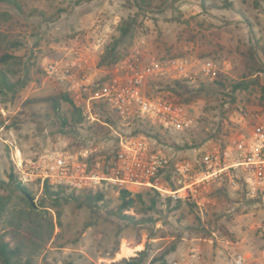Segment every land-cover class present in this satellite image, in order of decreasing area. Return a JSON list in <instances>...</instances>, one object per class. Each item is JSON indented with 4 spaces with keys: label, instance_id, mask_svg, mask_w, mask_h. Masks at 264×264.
<instances>
[{
    "label": "rangeland",
    "instance_id": "1",
    "mask_svg": "<svg viewBox=\"0 0 264 264\" xmlns=\"http://www.w3.org/2000/svg\"><path fill=\"white\" fill-rule=\"evenodd\" d=\"M12 1L16 5L0 0V69L17 84L15 90L0 93V195L6 203L0 236L15 245L12 236L20 234L27 244L21 264L28 258L33 264H127L146 247L143 264H174L197 246L202 253L195 264H230L240 252L248 264H264V191L252 194L242 179L238 186L228 176L212 180L201 191V204L176 199L169 204V197L141 188L134 193L143 194L145 205L125 212L155 222L134 226L114 214L120 204L116 187L73 192L81 197H67L54 207L46 200L44 186L24 184L17 168L21 159L47 150L87 144L112 148L117 137H146L172 158L225 151L247 132L243 118L255 112L264 115V91L257 83L264 86V72L251 67L253 52L264 64V0L258 5L255 0H205L207 7L200 0ZM131 14L138 15L139 24L127 56L142 48L164 58L230 64L214 82L199 79L178 88L176 81L159 79L145 88L151 98L184 104L194 118L189 130H164L142 117L121 118L111 128L95 124L99 115L91 123L77 122L70 103L63 101L57 108L51 100L65 88L49 76L47 62L74 50L99 62ZM100 36L106 41L98 48ZM4 54L10 56L8 61L2 59ZM110 69L97 65L96 72ZM141 127L143 131L136 132ZM88 136L96 137L87 142ZM14 166L37 207L11 183ZM153 200L157 209L147 211ZM123 246L135 250L134 255L122 256Z\"/></svg>",
    "mask_w": 264,
    "mask_h": 264
},
{
    "label": "built area",
    "instance_id": "2",
    "mask_svg": "<svg viewBox=\"0 0 264 264\" xmlns=\"http://www.w3.org/2000/svg\"><path fill=\"white\" fill-rule=\"evenodd\" d=\"M105 41L104 36L98 37L96 47H102ZM45 69L51 78L61 81L90 123L99 115L98 105L105 104L123 120L142 117L164 130L183 132L194 123L190 110L174 101L149 97L147 84L155 79L214 82L222 70L230 69V64H197L186 57L164 58L136 48L106 74L96 72V61L82 50L48 61ZM243 120L248 124L247 132L225 151H208L196 158H172L146 137L133 136L121 138L115 150L104 151L94 144L47 150L21 159L17 168L24 184L43 187L49 183L78 192L104 186L132 192L148 188L162 196L201 204L203 188L212 180L228 176L234 186L242 179L248 190L257 194L264 191V115L255 112ZM170 168L181 185L177 189L167 186L163 179ZM199 256L193 249L174 264H194ZM230 264H248V257L236 253Z\"/></svg>",
    "mask_w": 264,
    "mask_h": 264
},
{
    "label": "trees",
    "instance_id": "3",
    "mask_svg": "<svg viewBox=\"0 0 264 264\" xmlns=\"http://www.w3.org/2000/svg\"><path fill=\"white\" fill-rule=\"evenodd\" d=\"M1 1L16 5V3H14V1L12 0H1ZM255 1H256V5L261 3L260 0H255ZM200 2L203 7H207V2L205 0H200ZM225 7L230 8L232 6L231 4L226 3ZM138 24H139L138 15L131 14L128 16V18L122 20L121 24L118 26V34L114 36V38H112V40L107 44V46L105 47L104 53L101 55L100 61L97 62V65L99 67H111L121 62L127 57V54L129 52V46L132 43L133 36L135 35V31H136ZM9 57H10L9 55L4 54L2 59L4 61H8ZM251 67L256 72H264V64L256 57L255 52H253ZM157 81H160V80L159 79L152 80L147 84V86H150L151 84H153L154 86L155 84L158 83ZM175 83H177L178 88H183V85L181 84H185L184 82H181V81H176ZM257 83L261 86L262 90L264 91V86H262L259 82ZM16 87H17V84L12 82L8 78V75L4 70L0 69V93H4L5 90H8V91L15 90ZM175 87L173 88V90L175 89ZM166 88L171 89L172 88L171 83H168L166 85ZM146 94L148 95L149 92L148 93L146 92ZM51 100L53 101V103L55 104V107L57 108H59L60 103L63 101L70 103L73 108V114L75 115L77 122L86 121V118L82 110L75 106L72 98L67 92H64L59 97H53L51 98ZM98 106H99L98 108L99 118H98V122L97 123L95 122V124L103 125L104 127L107 126L110 128L114 126L116 127L121 117L105 104H99ZM137 131H143V128L142 127L136 128V132ZM95 137L96 136H88V138H86L85 140L89 142V140L95 139ZM157 138L158 137H156V139ZM118 143H119V138L117 137L115 141V146H113L112 148H105L104 151L115 150V148H117L118 146ZM89 145L90 144H87L86 146H89ZM86 146H80V147H86ZM166 173H165V180H164L166 185L171 187L172 189L179 188L181 185L178 182H176L175 178L177 177L175 175L173 168L166 170ZM10 181L11 183L15 184L16 187L20 188L21 190L25 189L31 192V190L26 185L22 184L21 181L19 180V176H18L15 166L13 167L10 173ZM2 182L3 181L1 178V174H0V184ZM118 189L120 190V194H119L120 204L118 205L117 209L114 211V214H117L120 217H122V219L127 224H132L134 226L142 225L146 222H149V223L155 222L153 218H144V219L138 220L135 218V216L125 212L127 210L136 208L138 206L143 207L145 205L142 193H134L125 188H121V189L118 188ZM69 190L70 189L67 187L53 186V185H50L49 183H46L43 187V192H44V195L46 196V200L49 201L50 204L53 205L54 207H57L59 203L62 201V199L64 200L67 197H74V198L81 197L80 195L74 194L78 191L70 190L71 193H68L67 191ZM102 195L103 194L100 193V194H97L96 196L99 197ZM89 199H91V197H89ZM167 199H168L167 200L168 203L172 204V198H167ZM182 200L184 199H179L177 201L182 202ZM44 204L45 203L41 202V206H45ZM156 204L157 202L153 200L147 211L156 210L157 209ZM5 208H6V203L4 199L2 198V196L0 195V218L3 212L5 211ZM12 237L14 238V240L16 239L18 241L15 245H12V242L10 241H6L4 235L0 236V264H21V261H22V258L25 252V246H27V244L21 239V236L18 233H14ZM146 253H147V247L145 250L140 252L141 257L133 258L132 260L128 261L127 264H143L147 258ZM26 264H33V261L31 260V258H28L26 260ZM69 264H74V263L70 262ZM165 264H168V261L167 262L165 261Z\"/></svg>",
    "mask_w": 264,
    "mask_h": 264
},
{
    "label": "water",
    "instance_id": "4",
    "mask_svg": "<svg viewBox=\"0 0 264 264\" xmlns=\"http://www.w3.org/2000/svg\"><path fill=\"white\" fill-rule=\"evenodd\" d=\"M22 192L25 194L26 198L29 200L31 205L33 207H37L36 200H35L34 196L29 191H27L25 189H23Z\"/></svg>",
    "mask_w": 264,
    "mask_h": 264
},
{
    "label": "bare ground",
    "instance_id": "5",
    "mask_svg": "<svg viewBox=\"0 0 264 264\" xmlns=\"http://www.w3.org/2000/svg\"><path fill=\"white\" fill-rule=\"evenodd\" d=\"M134 251L135 250H133V249L127 248V246H123L120 254L122 256H131V255H134Z\"/></svg>",
    "mask_w": 264,
    "mask_h": 264
},
{
    "label": "crops",
    "instance_id": "6",
    "mask_svg": "<svg viewBox=\"0 0 264 264\" xmlns=\"http://www.w3.org/2000/svg\"><path fill=\"white\" fill-rule=\"evenodd\" d=\"M208 185H209V184H208ZM208 185H207V186H208ZM207 186H206V187H207ZM206 187H205V188H206ZM193 249H194V248H193ZM195 249L198 250V252H199V254H200L199 258H201L202 250H201L200 246H197ZM191 251H192V250H191ZM189 252H190V251H189ZM186 254H187V252H184V254H182V257L186 256ZM182 257H181V258H182ZM195 263H196V262H195ZM195 263H194V264H195Z\"/></svg>",
    "mask_w": 264,
    "mask_h": 264
}]
</instances>
